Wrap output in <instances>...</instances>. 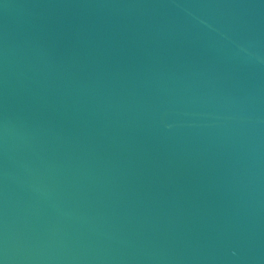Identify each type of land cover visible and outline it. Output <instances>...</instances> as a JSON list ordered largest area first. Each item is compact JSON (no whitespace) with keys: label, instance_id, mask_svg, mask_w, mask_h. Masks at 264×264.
Returning a JSON list of instances; mask_svg holds the SVG:
<instances>
[{"label":"water","instance_id":"95a60500","mask_svg":"<svg viewBox=\"0 0 264 264\" xmlns=\"http://www.w3.org/2000/svg\"><path fill=\"white\" fill-rule=\"evenodd\" d=\"M2 264H264V0H0Z\"/></svg>","mask_w":264,"mask_h":264},{"label":"snow or ice","instance_id":"6c2138e0","mask_svg":"<svg viewBox=\"0 0 264 264\" xmlns=\"http://www.w3.org/2000/svg\"><path fill=\"white\" fill-rule=\"evenodd\" d=\"M0 264H2V262H0Z\"/></svg>","mask_w":264,"mask_h":264}]
</instances>
